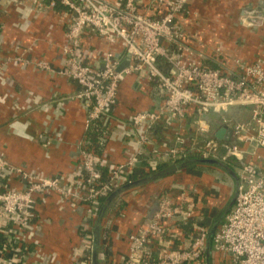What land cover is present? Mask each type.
Masks as SVG:
<instances>
[{
    "label": "built area",
    "instance_id": "2783aa9c",
    "mask_svg": "<svg viewBox=\"0 0 264 264\" xmlns=\"http://www.w3.org/2000/svg\"><path fill=\"white\" fill-rule=\"evenodd\" d=\"M188 2L60 0L71 17L64 47L66 62L59 72L77 84L74 97L86 107V126L93 121L106 123L104 120L118 103L125 74H135L143 89L156 82L161 103L129 117L127 124L137 130L141 151L126 163L107 164L96 152L82 148L70 177H49L12 164L0 154V237L5 241L0 246V264H7L10 253L11 258L15 251L23 257L29 250L38 197L53 193L63 199L76 198L93 216L100 197L132 183L134 168L141 159L150 165L156 156L171 162L188 157L216 159L233 168L239 182L237 195L212 236V250L219 254L221 264H264V171L258 167L264 165V154L260 153L264 150V65L256 61L240 64L236 70H224L196 56L182 24ZM33 3L39 12L46 7L44 0ZM57 5L56 0H51L47 7ZM87 29L118 46V53L125 58L116 61L117 51L108 49L102 55L101 68L84 62L83 36ZM24 55L22 51L3 57L0 71L10 62L52 70L42 60H28ZM126 59L129 65L118 72V65ZM237 108L249 109L250 116L236 120L225 115ZM190 112L196 131L204 137L201 143L190 137L192 142L186 144V138L177 135L174 144L163 152L149 149L147 133L152 127L164 118L180 120ZM211 113L221 115L216 131L224 125L232 126L231 141L215 138L210 122L204 118ZM107 139L105 131L104 140ZM100 166L107 168V179ZM158 202L159 209L153 217L128 235L129 251L121 256L119 264H209V229L194 219L195 205L189 195L184 192L176 199L164 193ZM188 225L192 232L185 231ZM91 249L89 239L83 237L74 253L75 263L89 264Z\"/></svg>",
    "mask_w": 264,
    "mask_h": 264
},
{
    "label": "crops",
    "instance_id": "0c3cea01",
    "mask_svg": "<svg viewBox=\"0 0 264 264\" xmlns=\"http://www.w3.org/2000/svg\"><path fill=\"white\" fill-rule=\"evenodd\" d=\"M44 3L46 7L39 12L33 0H0V64L3 57L24 51L28 60H42L52 69L10 62L0 71V154L30 172L67 178L74 173L80 150L86 145L87 110L74 97L77 84L59 72L66 62L64 47L71 16L63 6L51 8L47 7V0ZM246 5L255 7L258 2L189 0L182 24L188 36L186 41L196 56L209 66L224 70H236L240 64L256 61L264 65V12L259 18L244 19L241 12ZM83 40V60L97 68L102 66L105 51L120 52L118 46L110 45L92 29L86 30ZM124 58L120 53L119 59ZM155 95L146 85L145 89L134 91L122 84L117 105L104 120L106 123H102L108 139L104 140L99 156L107 164L126 163L132 156L140 155L139 135L127 122L136 111L158 107L161 99ZM225 115L246 120L250 111L237 108ZM208 117L215 133L221 115L211 113ZM196 130L193 115L180 120L164 118L147 133L151 140L149 149L163 152L174 144L177 135L201 143L204 137ZM260 153L264 154V150ZM173 163L156 156L148 165L156 170L159 165ZM195 163L190 161L173 172L159 170L138 179L133 186H122L100 203L93 216L76 198L41 195L35 205L36 225L33 239L27 243L29 250L23 257L15 251L11 258L10 253L7 264H76L74 253L83 237L92 246L89 264H119L121 256L129 251L128 235L150 218L151 206L164 193L177 199L185 192L195 205L194 219H199L209 231L217 229L234 203L237 178L227 169ZM258 167L264 171V165ZM116 196V206L109 207ZM184 229L187 233L193 231L191 225ZM208 257L209 264H221L219 254L212 250V240Z\"/></svg>",
    "mask_w": 264,
    "mask_h": 264
},
{
    "label": "water",
    "instance_id": "95a60500",
    "mask_svg": "<svg viewBox=\"0 0 264 264\" xmlns=\"http://www.w3.org/2000/svg\"><path fill=\"white\" fill-rule=\"evenodd\" d=\"M257 2H258V5H256L255 7L254 6H251V5L244 6L242 8L241 17H243L244 19H246V18H253V17H258L259 18V17L263 16V12H264V0H257ZM119 57H120V53L116 54L115 55V60L117 61L119 59ZM128 65H129V59H126V60L122 61L118 65L117 71L118 72H122ZM123 83L126 84L127 86L129 85L130 89L131 90H134V91H139V90L143 89L142 84L139 81L136 80L135 74H133V75H127V74H125L124 75ZM204 118L207 119L209 122L211 121L209 117H204ZM232 134H233V128H232V126H230V125H224V126L220 127L214 133V136H215L216 139H218L220 141L229 142V141H231ZM190 161L191 162L201 163V164L214 165V166H218L219 168H223V169L229 170L233 174V176H235L237 178V189H236V193H235V197H236L239 182H238V176H237V174L234 171H232L225 164L219 162L216 159H201V158H195V157H188V158L184 159L183 162H181L180 164L177 165V168L186 166L187 165L186 162H190ZM135 184H136V182L135 183L132 182V183L124 186L123 188L130 187V186H133ZM123 188L122 187L121 188H118V189L115 190V192H117V191H119V190H121ZM111 196L112 195H110V197ZM235 197H234V200H235ZM158 209H159V202L157 200V201L154 202L153 206H151V209H150V211L148 213V216L150 218H152L153 215H154V213L157 212ZM103 212H104V207L101 210V216H102ZM216 230L217 229L209 231L208 251L211 248L212 236L214 235V233H215ZM94 244L97 245V238L95 239Z\"/></svg>",
    "mask_w": 264,
    "mask_h": 264
},
{
    "label": "trees",
    "instance_id": "16d2710c",
    "mask_svg": "<svg viewBox=\"0 0 264 264\" xmlns=\"http://www.w3.org/2000/svg\"><path fill=\"white\" fill-rule=\"evenodd\" d=\"M50 1L51 0H47V3L48 2L50 3ZM56 1H57V4H58L57 7L58 6L62 7V5L60 4V0H56ZM151 92L153 93V95L158 94V96H159V93L157 92V83L156 82L152 83V87L150 88V93ZM159 97L161 99V96H159ZM190 113H189V115H192V113L191 114ZM87 128H88L87 134H86L87 141H86V145L83 148H85L88 151H94V152H96L99 155V154L102 153L101 150L104 149L105 127L103 126V124L100 121H93L89 125V127H87ZM190 143L191 142H190L189 138H187L186 139V144H190ZM181 162H183V160H176V161H174L173 164H171L172 166L171 165L170 166L169 165H165V166H161L160 167V165H159V166H157L158 168H156V170H155V168H154V170H152V168L148 165L147 161L141 159V161L134 168V172L132 174V180L134 182H136V181H138V179H140V178L143 179L144 177H146V176H148L150 174L151 175L152 174L155 175V174L158 173L159 170L161 172H163V171H171V172H173V169L175 171V169H177V165L180 164ZM186 163H188V162H186ZM193 165H197V162L195 164H193ZM193 165H191V166H193ZM100 171L102 172L104 179H107L108 178V176H107V168H105L103 166H100ZM114 191H115V188H113L111 190V193H113ZM109 195L100 197V199H99L100 203L105 202ZM118 198H119V196H116L114 202H112V203L110 202L109 207H115ZM132 203L133 204L131 205V207L133 208V205H135V203L134 202H132ZM3 242H5L4 241V237L1 236L0 237V244L3 243Z\"/></svg>",
    "mask_w": 264,
    "mask_h": 264
}]
</instances>
